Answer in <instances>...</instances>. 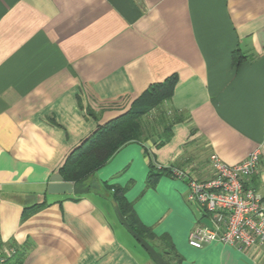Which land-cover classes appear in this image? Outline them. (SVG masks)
<instances>
[{
    "label": "crops",
    "instance_id": "1",
    "mask_svg": "<svg viewBox=\"0 0 264 264\" xmlns=\"http://www.w3.org/2000/svg\"><path fill=\"white\" fill-rule=\"evenodd\" d=\"M236 51L246 58L239 68ZM172 76L165 105L181 121L168 141L130 142L72 193H48L85 140ZM256 149L247 185L264 197V0H0L8 264H264V248L254 258L220 243L191 247V231L208 220L188 203L186 181L149 183L152 164L203 181L213 154L236 165ZM117 188L157 238L131 230Z\"/></svg>",
    "mask_w": 264,
    "mask_h": 264
},
{
    "label": "built area",
    "instance_id": "2",
    "mask_svg": "<svg viewBox=\"0 0 264 264\" xmlns=\"http://www.w3.org/2000/svg\"><path fill=\"white\" fill-rule=\"evenodd\" d=\"M212 176L199 181L186 171L169 167L171 176L186 181L187 201L201 209L208 224L197 223L189 236V245L201 249L212 243L237 248L257 258L264 248V197L247 181L261 163V151L256 149L244 161L226 164L217 154L210 158ZM158 168H164L158 165ZM15 249L0 242V264H8Z\"/></svg>",
    "mask_w": 264,
    "mask_h": 264
},
{
    "label": "trees",
    "instance_id": "3",
    "mask_svg": "<svg viewBox=\"0 0 264 264\" xmlns=\"http://www.w3.org/2000/svg\"><path fill=\"white\" fill-rule=\"evenodd\" d=\"M245 60L239 51L233 53L234 67L239 68ZM177 81V76H172L163 83L152 85L133 102L127 113L100 127L67 158L60 170L62 178L69 183H76L93 175L130 142H143L159 134L165 138L162 143L168 141L173 125L181 121L172 113L170 118V113L164 110L165 103L174 95ZM158 109L164 111L162 110L163 114L156 125L145 124L146 116ZM161 175H171L170 169L158 168V165L152 164L149 183L154 184ZM114 198L121 214L136 235L145 240L157 238L152 230L140 221L133 205L125 198L123 189H114Z\"/></svg>",
    "mask_w": 264,
    "mask_h": 264
},
{
    "label": "water",
    "instance_id": "4",
    "mask_svg": "<svg viewBox=\"0 0 264 264\" xmlns=\"http://www.w3.org/2000/svg\"><path fill=\"white\" fill-rule=\"evenodd\" d=\"M72 183L65 182L62 176L54 175L50 179L48 193L50 194H67L72 193Z\"/></svg>",
    "mask_w": 264,
    "mask_h": 264
},
{
    "label": "rangeland",
    "instance_id": "5",
    "mask_svg": "<svg viewBox=\"0 0 264 264\" xmlns=\"http://www.w3.org/2000/svg\"><path fill=\"white\" fill-rule=\"evenodd\" d=\"M162 110L163 109L161 110L158 109V110H154L153 112H151L148 116H146L144 123L150 124V125H156V122L160 119V116L163 114ZM164 110L170 113V109H168L166 106H164ZM168 116L171 118L172 117L171 113Z\"/></svg>",
    "mask_w": 264,
    "mask_h": 264
}]
</instances>
